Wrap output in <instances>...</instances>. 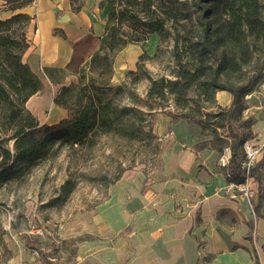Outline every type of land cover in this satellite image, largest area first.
<instances>
[{"label": "trees", "instance_id": "obj_1", "mask_svg": "<svg viewBox=\"0 0 264 264\" xmlns=\"http://www.w3.org/2000/svg\"><path fill=\"white\" fill-rule=\"evenodd\" d=\"M34 1L8 0V4L12 11H17ZM69 1L74 12L83 7V0ZM99 6L108 9L99 49L82 67L78 82L63 85L54 98L55 106L67 111V118L51 125H41L26 106L31 97L44 89L40 78L23 61L29 48L27 27L32 17L19 12L0 19V184L13 179L19 170L35 166L57 144L93 148L101 136L124 129L119 123L120 116H137V109L114 105L111 94L124 92L125 86L100 81L92 73L100 64L109 70L111 56L127 46L146 43L153 34L161 39L173 36L177 68L171 73L173 78L148 77L151 84L145 98H138L135 93L130 97L153 105L173 96L180 109L178 119L200 126L201 139L211 137L201 140L194 150L212 149L220 155L229 147L232 156L223 169L225 177L227 182H242L246 177L242 167L243 143L254 137L253 121L242 117L248 108L245 97L264 81V74L255 73L256 76L240 85L222 81L220 74L225 66L239 68L241 62L235 57L229 60L225 54L221 56L219 48L241 50L244 62L249 61L248 39L264 35V0H101ZM186 53L189 56L184 62L182 57ZM218 61H223V66L214 67L213 62ZM46 73L57 84L66 76L61 69H47ZM191 91L198 99L197 104L201 100L215 105L216 112H210L212 107L204 112L199 104L189 110ZM221 91L231 94L229 106L217 103L216 93ZM238 124L246 132L237 130ZM11 142L13 148L9 146ZM250 175L259 184L260 199H264V160L251 169ZM75 186L69 180L61 186V193L69 195ZM255 211L258 214V208ZM26 245L35 248L39 241L26 236Z\"/></svg>", "mask_w": 264, "mask_h": 264}, {"label": "crops", "instance_id": "obj_2", "mask_svg": "<svg viewBox=\"0 0 264 264\" xmlns=\"http://www.w3.org/2000/svg\"><path fill=\"white\" fill-rule=\"evenodd\" d=\"M100 2L83 0L81 10L74 12L69 0H35L12 11L8 0H0V19L19 12L32 17L23 61L40 78L46 93L34 95L26 106L41 125L67 118V111L55 106L54 95L49 102L45 99L61 85L54 84L46 70L61 69L68 80L77 78L105 32L108 9L100 7ZM217 101L226 107L232 96L221 91ZM246 103L253 138H257L252 143L261 144L264 94L255 92ZM165 123L167 143L161 168L121 179L116 186L117 202L123 207L120 216H94L90 231L64 238L56 254L51 249L38 254L37 247H27L26 236L14 232L13 240L8 239L12 254L5 264H264V199L257 181L252 201L242 195L229 197L218 151L194 150L211 137L201 139V127L184 119L174 121L166 115ZM262 160L264 150L256 164ZM77 236L80 239L73 244L70 239Z\"/></svg>", "mask_w": 264, "mask_h": 264}, {"label": "rangeland", "instance_id": "obj_3", "mask_svg": "<svg viewBox=\"0 0 264 264\" xmlns=\"http://www.w3.org/2000/svg\"><path fill=\"white\" fill-rule=\"evenodd\" d=\"M248 44V62H244L241 50L219 48L221 56L225 54L229 60L235 57L237 62H241L239 68L225 66L220 74L222 81L240 85L256 76L255 73L264 74V35L261 38L250 37ZM187 56L189 53L182 57L184 62ZM110 60L112 67L109 70L105 64H100L92 76L100 81L124 85V92L111 94L114 105L133 106L138 115L129 118L121 115L119 123L124 129L101 136L93 148L79 149L57 144L35 166L19 170L13 179L0 184V264L7 263L11 257L8 239L12 238V233H21L39 241L35 249L38 254H44L48 249L56 254L65 243L64 238L76 232L90 231L88 227L94 216H120L123 207L117 202L116 186L121 179L134 178L139 172L148 175L161 168V157L167 143L166 115L175 121L179 118L180 109L173 96L151 105L130 97V94L145 98L151 84L148 77L173 78L171 73L177 68L173 36L161 39L158 34H153L146 43L127 46ZM223 63L213 62L214 67L223 66ZM121 65L123 67L119 69ZM78 77L70 81L66 74L56 93L51 92L45 99L49 102L53 95L54 98L58 95L65 81L70 82L65 86L76 84ZM255 92L264 94L261 84L256 86ZM40 93L45 94L46 90ZM189 99V110L197 108L198 104L203 106L204 112L208 107H212L210 112L217 110L215 105L201 100L197 104L198 99L192 91ZM245 100L249 102L251 97H245ZM48 113L47 110L46 115ZM236 129L246 132L240 124ZM9 146L13 148V142ZM69 180L75 182V189L71 194L63 195L60 188ZM38 231L45 236L39 235ZM79 239L77 236L70 241L75 244Z\"/></svg>", "mask_w": 264, "mask_h": 264}, {"label": "built area", "instance_id": "obj_4", "mask_svg": "<svg viewBox=\"0 0 264 264\" xmlns=\"http://www.w3.org/2000/svg\"><path fill=\"white\" fill-rule=\"evenodd\" d=\"M261 88L264 89V81L261 83ZM250 97H252V94H248L246 96V98ZM261 109L264 112V107H261ZM242 117L244 120L250 118L249 107L242 112ZM255 139L257 138L248 139L243 143L245 160L242 167L246 171L245 179L240 183L234 181L228 182L225 187L227 195L231 198H236L238 195H242L247 200L252 201L257 195V190L255 189V179L250 175V171L257 163V156L264 150V141L261 144H254L252 141ZM231 156L232 153L229 147L225 148L219 155L218 165L222 170L229 165ZM38 234L42 237L45 236V234L40 231H38Z\"/></svg>", "mask_w": 264, "mask_h": 264}]
</instances>
